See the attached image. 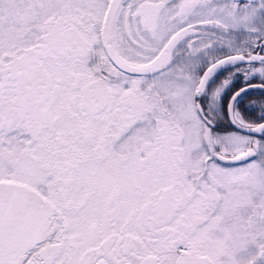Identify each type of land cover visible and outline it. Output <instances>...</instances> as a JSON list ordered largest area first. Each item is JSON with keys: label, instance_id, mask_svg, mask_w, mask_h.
Here are the masks:
<instances>
[{"label": "snow or ice", "instance_id": "snow-or-ice-1", "mask_svg": "<svg viewBox=\"0 0 264 264\" xmlns=\"http://www.w3.org/2000/svg\"><path fill=\"white\" fill-rule=\"evenodd\" d=\"M0 264H264V0H0Z\"/></svg>", "mask_w": 264, "mask_h": 264}, {"label": "flooded vegetation", "instance_id": "flooded-vegetation-1", "mask_svg": "<svg viewBox=\"0 0 264 264\" xmlns=\"http://www.w3.org/2000/svg\"><path fill=\"white\" fill-rule=\"evenodd\" d=\"M254 82H257V81H254Z\"/></svg>", "mask_w": 264, "mask_h": 264}]
</instances>
